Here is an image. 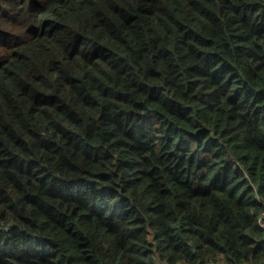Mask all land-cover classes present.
Here are the masks:
<instances>
[{"label":"trees","instance_id":"16d2710c","mask_svg":"<svg viewBox=\"0 0 264 264\" xmlns=\"http://www.w3.org/2000/svg\"><path fill=\"white\" fill-rule=\"evenodd\" d=\"M264 0H0V264L264 263Z\"/></svg>","mask_w":264,"mask_h":264},{"label":"built area","instance_id":"2783aa9c","mask_svg":"<svg viewBox=\"0 0 264 264\" xmlns=\"http://www.w3.org/2000/svg\"><path fill=\"white\" fill-rule=\"evenodd\" d=\"M255 197L257 199L261 200L260 196L257 193L255 194ZM261 201L264 204V200H261ZM257 223H258L259 227L262 229V232H263V235H264V207L259 212V214L257 215ZM261 264H264V263H261Z\"/></svg>","mask_w":264,"mask_h":264},{"label":"crops","instance_id":"0c3cea01","mask_svg":"<svg viewBox=\"0 0 264 264\" xmlns=\"http://www.w3.org/2000/svg\"><path fill=\"white\" fill-rule=\"evenodd\" d=\"M213 263H215V264H227L225 261H223V260H218V262H210V263H208V264H213Z\"/></svg>","mask_w":264,"mask_h":264},{"label":"rangeland","instance_id":"374dc122","mask_svg":"<svg viewBox=\"0 0 264 264\" xmlns=\"http://www.w3.org/2000/svg\"><path fill=\"white\" fill-rule=\"evenodd\" d=\"M213 264H215V263H213Z\"/></svg>","mask_w":264,"mask_h":264}]
</instances>
